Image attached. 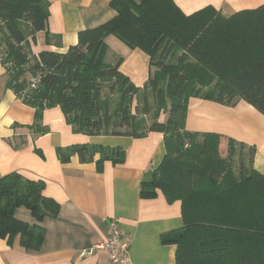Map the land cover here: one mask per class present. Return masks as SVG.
Returning a JSON list of instances; mask_svg holds the SVG:
<instances>
[{
	"label": "trees",
	"instance_id": "1",
	"mask_svg": "<svg viewBox=\"0 0 264 264\" xmlns=\"http://www.w3.org/2000/svg\"><path fill=\"white\" fill-rule=\"evenodd\" d=\"M48 6L0 0V65L5 88L34 110L27 128L45 134L43 112L59 107L74 134H161L165 154L142 179L140 197L160 191L168 204L180 203L183 226L161 237L176 246L175 264H264V176L252 167L255 148L185 127L191 98L224 106L243 101L264 116V4L226 17L211 6L186 15L173 0H111L115 16L80 32L65 53L32 57L37 33L50 43ZM109 36L148 56L142 87L119 72L122 59L106 61ZM56 155L61 164L73 156L94 162L99 173L105 162L116 166L126 157L119 147L96 145L57 148ZM44 188L18 173L0 175V239L12 244L19 237L24 249L38 248L44 232L37 224L58 211ZM19 209L35 224L19 219Z\"/></svg>",
	"mask_w": 264,
	"mask_h": 264
},
{
	"label": "crops",
	"instance_id": "2",
	"mask_svg": "<svg viewBox=\"0 0 264 264\" xmlns=\"http://www.w3.org/2000/svg\"><path fill=\"white\" fill-rule=\"evenodd\" d=\"M110 1L47 0L50 43L46 44L45 33L39 32L31 51L65 53L77 44L80 32L115 16ZM173 1L186 15L211 6L226 17L264 4V0ZM105 42L108 63L122 59L119 72L134 86L142 87L150 73L148 56L138 49L130 50L112 36ZM4 74L0 65V175L18 173L43 181V194L58 204V211L37 224L44 236L36 250L24 249L19 237L12 244L0 239V264H110L104 250H95L86 258L79 256L81 251L106 241L110 220L117 221L130 240L129 264H175L176 246L163 244L161 237L183 226L180 203L168 204L160 191L152 199L140 197L142 179L164 157L163 136L150 133L134 139L74 134L59 107L43 112L41 125L47 132L36 135L27 128L33 124L34 110L5 88ZM185 127L191 132L221 134L254 147L252 167L264 176V116L250 105L239 101L224 106L191 98ZM73 145L119 147L125 151V161L116 166L105 162L100 173L94 162L82 164L76 156L61 164L57 148ZM97 159L98 155L94 157ZM16 216L35 224L23 209Z\"/></svg>",
	"mask_w": 264,
	"mask_h": 264
},
{
	"label": "built area",
	"instance_id": "3",
	"mask_svg": "<svg viewBox=\"0 0 264 264\" xmlns=\"http://www.w3.org/2000/svg\"><path fill=\"white\" fill-rule=\"evenodd\" d=\"M130 240L125 232L120 228L115 220L108 223V238L105 242L95 245L89 250L80 252V258H86L94 253L95 250L107 252L110 264H129L128 254Z\"/></svg>",
	"mask_w": 264,
	"mask_h": 264
},
{
	"label": "rangeland",
	"instance_id": "4",
	"mask_svg": "<svg viewBox=\"0 0 264 264\" xmlns=\"http://www.w3.org/2000/svg\"><path fill=\"white\" fill-rule=\"evenodd\" d=\"M120 42V41H119ZM1 52V51H0ZM1 54V53H0ZM37 56V54H34L33 52H32V57H36ZM110 59H111V57H109ZM106 61L108 62V59H106ZM29 78V77H28ZM162 117H163V119H165V115H162ZM162 119V120H163ZM238 159H237V157H235V161H236V164H235V170L237 171V168H238V161H237ZM247 161H248V158L247 157H245L244 158V165L245 166H247Z\"/></svg>",
	"mask_w": 264,
	"mask_h": 264
}]
</instances>
